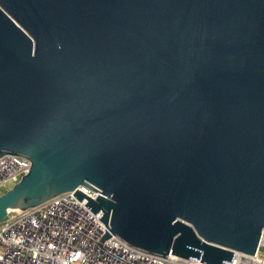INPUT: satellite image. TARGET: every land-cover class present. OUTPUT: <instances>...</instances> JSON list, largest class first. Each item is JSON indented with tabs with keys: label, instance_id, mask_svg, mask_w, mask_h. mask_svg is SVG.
<instances>
[{
	"label": "water",
	"instance_id": "obj_1",
	"mask_svg": "<svg viewBox=\"0 0 264 264\" xmlns=\"http://www.w3.org/2000/svg\"><path fill=\"white\" fill-rule=\"evenodd\" d=\"M0 223L84 184L127 245L227 264L264 231V0H0ZM106 233L104 238H108Z\"/></svg>",
	"mask_w": 264,
	"mask_h": 264
},
{
	"label": "built area",
	"instance_id": "obj_2",
	"mask_svg": "<svg viewBox=\"0 0 264 264\" xmlns=\"http://www.w3.org/2000/svg\"><path fill=\"white\" fill-rule=\"evenodd\" d=\"M31 161L20 154L0 156V189L28 173ZM100 192L80 184L26 210L9 211L0 223V264H208L171 252L166 258L127 245L94 213L88 199ZM110 233L108 238H104ZM227 264H264V231L254 255L235 251Z\"/></svg>",
	"mask_w": 264,
	"mask_h": 264
},
{
	"label": "rangeland",
	"instance_id": "obj_3",
	"mask_svg": "<svg viewBox=\"0 0 264 264\" xmlns=\"http://www.w3.org/2000/svg\"><path fill=\"white\" fill-rule=\"evenodd\" d=\"M13 185H14L13 182L9 183V187H11V186H13ZM7 189H8V188H2V189H0V194L3 193V192H5Z\"/></svg>",
	"mask_w": 264,
	"mask_h": 264
}]
</instances>
